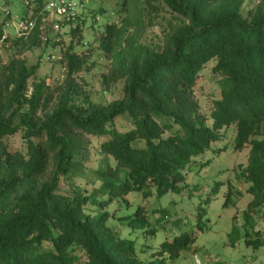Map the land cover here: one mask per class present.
Returning <instances> with one entry per match:
<instances>
[{
  "label": "trees",
  "instance_id": "1",
  "mask_svg": "<svg viewBox=\"0 0 264 264\" xmlns=\"http://www.w3.org/2000/svg\"><path fill=\"white\" fill-rule=\"evenodd\" d=\"M244 1L124 0L126 8H164L185 22L171 26L160 51L126 36L125 23L107 26L102 47L113 60L111 75L125 79L124 96L108 104L94 103L75 82L87 59L72 52L73 43L63 54L67 78L57 94L45 80L34 81L30 93L37 65L15 58L3 67L0 264H177L197 232L209 229L203 205L196 220L173 218L167 206L150 215L139 206L121 211L134 199L182 194L187 172L209 164L200 162L230 126L237 130V150L251 146L238 177L253 199L244 212L245 230L235 223L229 236L234 245L244 238L247 246H264L260 233L249 237L257 224L253 214L264 207V0L248 17ZM38 2L35 13L44 4ZM84 24L71 29L74 38H81ZM5 39L0 24V45ZM25 40L48 41L40 22L16 42ZM214 60L220 96L207 116L195 88ZM119 118L126 121L123 128L117 127ZM18 133L24 147L14 149L9 138ZM227 196L225 206L233 191ZM169 223L181 232L164 240L153 259H142L148 247L138 246L139 234L155 237Z\"/></svg>",
  "mask_w": 264,
  "mask_h": 264
},
{
  "label": "rangeland",
  "instance_id": "2",
  "mask_svg": "<svg viewBox=\"0 0 264 264\" xmlns=\"http://www.w3.org/2000/svg\"><path fill=\"white\" fill-rule=\"evenodd\" d=\"M39 0H0V24L4 25L5 39L0 45V72L3 67L15 58L24 59L29 66L37 65L36 76L30 79V93L34 81L45 80L51 92L57 94L67 78V65L63 62V54L71 48L81 56H86L84 67L76 71L74 80L94 103L108 104L124 96L125 79L113 80L111 70L113 60L108 56L102 43L106 38L107 26L117 24L127 26L126 36L135 40L137 44L147 45L152 51L163 50L167 34L171 26L183 24L182 18H175L169 10L160 8L149 13L143 6L131 3L126 8L124 0H83L84 5L79 7L78 18L70 25H65L58 31L49 29L46 32L48 41L33 45L32 40L16 42L21 20L27 15L42 12L49 0L36 13L32 10ZM262 0H245L242 8L243 16L248 17ZM84 22L82 32L74 38L71 29L78 23ZM17 37V38H16ZM216 61H211L200 73L196 84V98L200 102L201 112L209 116L214 99L220 96L217 85L218 76L213 67ZM44 110L40 115L43 116ZM46 114V113H45ZM211 123V120H209ZM126 125L124 118L117 119V127ZM223 139L214 144V150L207 153L201 162L209 160V164L194 165L187 172L188 188L182 194L169 193L162 199L140 198L132 200L131 207L121 213H132L136 208L144 207L147 214L153 208L167 206L172 211L173 218L191 216L196 220L198 208L203 205L209 217V229L197 232L198 239L188 252H183L177 264H264V246L259 249L254 245L247 246L241 238L235 245L229 234L233 225L237 223L245 230L244 212L252 201V195L247 191L248 184L239 180L242 167L247 166L250 158L251 146L237 150L234 146L237 130L230 126L222 130ZM14 149L24 147L21 133L9 138ZM91 163L90 166H94ZM233 191L232 201L225 206L227 194ZM257 224L252 230L250 238L257 236L264 240V207L253 214ZM196 222V221H194ZM119 230L127 234L128 230L117 224ZM191 228V227H190ZM191 230V229H188ZM171 232V233H170ZM181 232L169 223L166 229H160L155 237L147 238L144 233L139 234L138 246L147 245L148 252L141 258L149 261L153 259L160 244L171 237L173 233ZM257 233H260L259 236ZM257 237V238H258Z\"/></svg>",
  "mask_w": 264,
  "mask_h": 264
},
{
  "label": "built area",
  "instance_id": "3",
  "mask_svg": "<svg viewBox=\"0 0 264 264\" xmlns=\"http://www.w3.org/2000/svg\"><path fill=\"white\" fill-rule=\"evenodd\" d=\"M83 5V0H49L41 13L27 15L21 20L18 34L27 38L40 22L42 34L47 38L46 32L49 29L58 31L65 25L73 23L79 16V7Z\"/></svg>",
  "mask_w": 264,
  "mask_h": 264
}]
</instances>
